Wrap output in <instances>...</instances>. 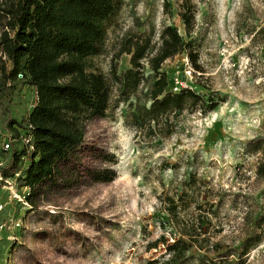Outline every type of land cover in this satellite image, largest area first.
Instances as JSON below:
<instances>
[{
	"label": "rangeland",
	"instance_id": "374dc122",
	"mask_svg": "<svg viewBox=\"0 0 264 264\" xmlns=\"http://www.w3.org/2000/svg\"><path fill=\"white\" fill-rule=\"evenodd\" d=\"M190 1L194 20L186 34L182 0H124L108 26L103 53L91 59L92 69L111 80L112 91L106 116L88 124L85 138L99 157L85 160L109 166L102 156L111 155L115 177L52 194L36 209L20 199L16 186L0 180V264H146L164 252L147 250V242L160 234L169 241L176 237L163 198L181 192V216L190 221L203 212L211 241L240 243L247 204L254 210L263 201L264 179L255 174L263 154L249 152L246 144L264 139V0ZM163 25L175 26L190 42L201 69L180 52L160 70L216 106L206 113L185 110L170 135L149 138L130 125L127 114L131 104H148L153 72L143 61L139 91L122 100L110 68L115 63L121 74L129 67L128 54L114 59L126 34L150 33L155 48ZM31 103V89L20 84L0 100V145L6 117L22 118ZM189 175L196 181L192 187ZM245 259L264 264V234Z\"/></svg>",
	"mask_w": 264,
	"mask_h": 264
},
{
	"label": "trees",
	"instance_id": "16d2710c",
	"mask_svg": "<svg viewBox=\"0 0 264 264\" xmlns=\"http://www.w3.org/2000/svg\"><path fill=\"white\" fill-rule=\"evenodd\" d=\"M123 3L124 0H0V50L5 55L0 59V100L9 99L17 84L36 91V101L22 118L8 115L5 119L7 132L3 139L13 141L10 149L0 148V176L14 180L15 188L31 209L52 194L115 177L111 155L102 156L109 166L85 160L99 159L97 148L86 143L85 138L88 124L106 116L112 91L111 80L92 69L91 59L103 53L108 26ZM179 16L189 34L194 20L190 0H182ZM158 37L159 44L154 48L152 34H126L114 59L128 54L129 67L121 74L116 73L115 63L110 68L122 100L139 91L145 79L143 61L153 72L148 104H131L127 114L130 125L149 138L170 135L175 120L185 110L206 113L216 106L192 85L172 91L173 77L167 78L160 70L162 63L181 52L199 70L198 55L175 26L163 25ZM25 135L30 137V144L20 141ZM246 145L249 152L263 154L255 174L264 179V139L256 138ZM186 181L187 187L196 183L190 175ZM262 194L264 190L257 208L253 210L247 204L241 217L243 237L235 247L210 240L203 212L190 221L181 216L182 192L177 198L164 196L176 237L169 241L160 234L147 242V250L163 247L164 252L146 260V264H244L248 252L263 238ZM194 206L201 211V204L194 202Z\"/></svg>",
	"mask_w": 264,
	"mask_h": 264
},
{
	"label": "built area",
	"instance_id": "2783aa9c",
	"mask_svg": "<svg viewBox=\"0 0 264 264\" xmlns=\"http://www.w3.org/2000/svg\"><path fill=\"white\" fill-rule=\"evenodd\" d=\"M5 58V55L2 53V51L0 50V59H4ZM185 62L187 63V57L185 58ZM18 77H22L21 74H18ZM188 86L187 82L186 81H183L181 78H179L178 76H174L173 77V82H172V91H177L179 90V88L181 87H186ZM31 89V92H32V103H34L36 101V91L33 89V88H30ZM12 141L13 139L12 138H9V137H6L2 140L1 142V145H0V148L4 149V150H8L10 149L11 147V144H12ZM20 141L24 144L26 143H29L30 144V137L29 136H22L20 137ZM29 147H31V145H29ZM3 164V159L0 158V166H2ZM18 175V173H15L14 177H16ZM0 180L1 181H4L6 184L8 183V187H10V189H12V187H14L15 183H14V180L13 179H10V178H2L0 176ZM15 194V193H14ZM21 198L20 199H23L24 200V196L21 195L20 196ZM2 227V226H1Z\"/></svg>",
	"mask_w": 264,
	"mask_h": 264
}]
</instances>
